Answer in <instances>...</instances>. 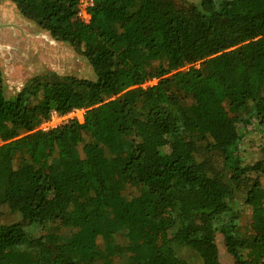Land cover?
<instances>
[{"label": "trees", "instance_id": "obj_1", "mask_svg": "<svg viewBox=\"0 0 264 264\" xmlns=\"http://www.w3.org/2000/svg\"><path fill=\"white\" fill-rule=\"evenodd\" d=\"M8 1L95 79L45 73L7 98L0 71V205L22 219L0 224V264H220L215 219L235 264H264L263 165L238 154L264 128V0H94L88 24L77 0ZM73 109L83 123L37 130Z\"/></svg>", "mask_w": 264, "mask_h": 264}, {"label": "rangeland", "instance_id": "obj_2", "mask_svg": "<svg viewBox=\"0 0 264 264\" xmlns=\"http://www.w3.org/2000/svg\"><path fill=\"white\" fill-rule=\"evenodd\" d=\"M178 7L187 5H198L200 0H172ZM24 18L19 14L16 7L8 0H0V25L7 26L19 25V21L27 23L37 28L36 42L26 39V43L30 44L33 49H44L42 52L29 53L25 48H18L22 52L14 53L13 55H0V71L3 75L1 90L7 97H13L22 90L25 84L33 77L41 74L50 73L58 77H76L80 79L94 80L95 75L91 67L87 64L85 59L79 53L72 50L66 43L55 42L46 33L41 31L32 22H24ZM12 24V25H11ZM38 31V32H37ZM31 33V32H29ZM34 34V33H32ZM44 35V36H40ZM28 40V42H27ZM24 42V41H22ZM19 46V44H17ZM153 84V82H152ZM241 133L244 130L238 126ZM264 145V128H259L256 122H253L249 129L242 134L241 141L238 145V154L244 165H252L256 162H261L263 165V172L259 173V183L264 189V155L261 151V146ZM218 167V165H216ZM126 195L131 196L136 194V190L128 187L125 192ZM234 208L238 211V225L244 234H250L254 228L251 226V210L245 206L241 197L238 195L236 198ZM22 219L19 214L13 213L7 207L0 205V224H13L20 222ZM213 239L217 246L218 257L220 264H235L233 258L228 255L224 243L223 235L220 232V224L216 219L213 222ZM28 233L37 238L47 233H58L69 235L73 228L69 221H65L63 226L58 224H46L41 226H30L27 228ZM122 232V231H121ZM120 232V233H121ZM181 257L186 260L188 264H202L201 259L194 252L183 249ZM126 257L119 259L116 258L114 264H125Z\"/></svg>", "mask_w": 264, "mask_h": 264}, {"label": "built area", "instance_id": "obj_3", "mask_svg": "<svg viewBox=\"0 0 264 264\" xmlns=\"http://www.w3.org/2000/svg\"><path fill=\"white\" fill-rule=\"evenodd\" d=\"M93 5H94V0H77L76 18L80 22L84 24H88L91 20L90 10L93 7ZM150 84H152V82L145 83L143 86H147ZM84 113L85 111L83 109H73L64 114H59L56 111H51L47 119L43 120L39 124L37 130L48 131L60 127L62 125H65L70 121H77L78 123H83Z\"/></svg>", "mask_w": 264, "mask_h": 264}, {"label": "crops", "instance_id": "obj_4", "mask_svg": "<svg viewBox=\"0 0 264 264\" xmlns=\"http://www.w3.org/2000/svg\"><path fill=\"white\" fill-rule=\"evenodd\" d=\"M23 20H25L24 22H27L26 19ZM2 27L4 26L0 27V55L3 54L8 56L13 55L14 53H18L19 51L22 52V50H19L18 48H25L28 50L29 53L42 52L44 50L40 49L38 51V49H32L30 47V44L26 43L27 38L32 41H35L37 38V28H35L34 26L32 27V25H28L27 23H22L21 21H19V25H14V27L10 25L5 27L4 29H2ZM32 35H36L34 36L36 38H32ZM17 44H19V46Z\"/></svg>", "mask_w": 264, "mask_h": 264}, {"label": "water", "instance_id": "obj_5", "mask_svg": "<svg viewBox=\"0 0 264 264\" xmlns=\"http://www.w3.org/2000/svg\"><path fill=\"white\" fill-rule=\"evenodd\" d=\"M0 27H1V25H0Z\"/></svg>", "mask_w": 264, "mask_h": 264}, {"label": "bare ground", "instance_id": "obj_6", "mask_svg": "<svg viewBox=\"0 0 264 264\" xmlns=\"http://www.w3.org/2000/svg\"><path fill=\"white\" fill-rule=\"evenodd\" d=\"M12 25V24H11Z\"/></svg>", "mask_w": 264, "mask_h": 264}]
</instances>
